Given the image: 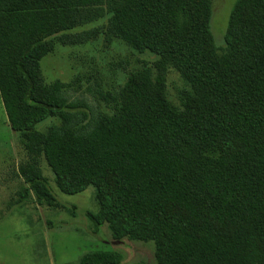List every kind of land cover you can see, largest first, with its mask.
Segmentation results:
<instances>
[{"label": "trees", "instance_id": "1", "mask_svg": "<svg viewBox=\"0 0 264 264\" xmlns=\"http://www.w3.org/2000/svg\"><path fill=\"white\" fill-rule=\"evenodd\" d=\"M105 15L108 37L156 61L127 74L107 113L69 102L40 66ZM211 17V0H0V100L30 157L18 201L56 206L42 158L60 193L95 189L92 232L152 243L156 264H264V0H235L222 50ZM168 70L189 88L181 107ZM79 264L122 263L98 250Z\"/></svg>", "mask_w": 264, "mask_h": 264}, {"label": "rangeland", "instance_id": "2", "mask_svg": "<svg viewBox=\"0 0 264 264\" xmlns=\"http://www.w3.org/2000/svg\"><path fill=\"white\" fill-rule=\"evenodd\" d=\"M234 2L211 0L210 29L219 50L225 46L224 34ZM103 8L104 13L108 12L107 6ZM107 22L105 15L69 32L71 42L82 39L81 42L57 45L54 53L40 64L46 83L66 86L69 102L106 113L114 109L109 95L116 97L127 74L139 69L141 63L152 67L156 62L152 56L139 55L125 43L108 37ZM85 33L94 35L84 37ZM166 88L172 103L181 107L189 88L173 70L166 73ZM55 125H59L57 119L48 120L39 124L36 131L45 133ZM29 162L24 146L9 127L0 100V264H79L82 255L98 250L119 254L122 264H156L152 243L116 241L106 226L92 232L86 215L97 213L95 189L89 187L73 196L60 193L42 158L36 160V165L57 199L56 206L39 205L32 193L18 201L17 194L24 188L18 170Z\"/></svg>", "mask_w": 264, "mask_h": 264}]
</instances>
